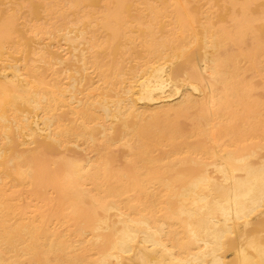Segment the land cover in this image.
<instances>
[{"label": "bare ground", "instance_id": "1", "mask_svg": "<svg viewBox=\"0 0 264 264\" xmlns=\"http://www.w3.org/2000/svg\"><path fill=\"white\" fill-rule=\"evenodd\" d=\"M0 264H264V0H0Z\"/></svg>", "mask_w": 264, "mask_h": 264}]
</instances>
